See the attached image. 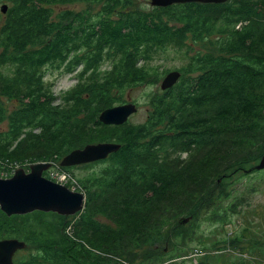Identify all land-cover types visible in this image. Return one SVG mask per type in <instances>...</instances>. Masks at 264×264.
Masks as SVG:
<instances>
[{
  "label": "trees",
  "instance_id": "trees-1",
  "mask_svg": "<svg viewBox=\"0 0 264 264\" xmlns=\"http://www.w3.org/2000/svg\"><path fill=\"white\" fill-rule=\"evenodd\" d=\"M79 2L87 8L54 11ZM4 4L0 177H11L14 163H49L88 144L120 145L99 161L107 163L100 173L81 182V212L8 217L0 210V239L26 244L14 264H165L205 253L196 223L226 225L238 207L220 204L233 193L224 184L250 174L245 170L264 154V0L151 4L149 12L131 9L132 0H0V9ZM171 43L186 62L176 69L179 81L151 98L146 121L101 124L102 111L124 104V90L157 81L150 63ZM48 66L76 73L58 104L44 80ZM2 98L16 102L9 115ZM169 214L190 226L169 227ZM164 243L176 254L159 253ZM218 259L204 254L192 264Z\"/></svg>",
  "mask_w": 264,
  "mask_h": 264
},
{
  "label": "rangeland",
  "instance_id": "rangeland-1",
  "mask_svg": "<svg viewBox=\"0 0 264 264\" xmlns=\"http://www.w3.org/2000/svg\"><path fill=\"white\" fill-rule=\"evenodd\" d=\"M134 3L130 8L139 9L145 12H149L153 7L151 0H132ZM87 8L85 3H76L74 5H63L55 8V12L62 10H83ZM168 52L161 53L155 57L154 61H151L150 65L155 67L158 79L152 84H145L141 86H135L131 89L124 90L122 93V99L124 103L132 102L137 106V112L129 117L127 123L129 124H141L146 121L148 115L152 113L151 109V98L162 94L163 90L160 85L164 77L171 71L182 67L185 64V60L179 52L173 49V43ZM152 63L154 65H152ZM107 65V64H105ZM106 67L103 66L102 70ZM2 73H8V67L1 69ZM45 76L44 80L51 84L53 96L57 99L54 100L55 104L59 103V98L68 89L76 85V73L67 74L63 68L57 69L56 67L48 66L44 69ZM157 98V97H156ZM155 98V99H156ZM154 99V100H155ZM2 106L6 110L4 113L8 114L15 109L16 102H8L7 98L1 99ZM7 121H4L0 125V130H6ZM189 153H185L182 158H185ZM66 156V155H65ZM57 159L55 161H49L51 166L48 170V178L57 183L67 185L70 189H77V192H82L81 182L92 176L94 172H101L106 166L104 162H95L91 164L81 165L72 167V169H64L60 166V162L63 159ZM189 157V156H188ZM40 163V162H37ZM29 163L23 166H19L18 163L11 165L14 171L17 168H23L27 172ZM66 168V167H65ZM45 172V171H44ZM43 172V173H44ZM13 175V174H12ZM1 179H7L10 177H0ZM46 178V177H45ZM227 189L232 188L233 193L231 198L224 200L222 203L223 207H227L231 203H237L238 207L236 211L231 214L230 220L226 225H218L211 222H200L196 223V232L201 236L202 243L207 246L205 253H192L189 256L179 257L175 260H170L165 264H192L196 260L201 258V255L208 254L210 257L220 256L218 259L219 264H228L231 261L244 260L250 264H264V170L256 173L251 172L250 174L242 175L237 174L234 176L230 183L224 184ZM80 188V190H78ZM228 191V190H227ZM234 201V202H233ZM56 214V213H55ZM186 218L185 216H172L167 215L166 221L169 227H172L175 223H179L181 219ZM104 220V219H102ZM47 221H52L47 218ZM72 223V221L69 220ZM188 223V222H187ZM186 223V224H187ZM185 225L190 226V225ZM226 239V243H221L222 240ZM237 239L235 244H231L232 240ZM194 245H198L197 242H193ZM215 246H219L221 250L216 251ZM199 247V245H198ZM161 248L164 251H160L164 257H169L176 254L170 249L168 243H164ZM199 249V248H198ZM190 251V250H189ZM23 253L19 254V258L23 257ZM168 255V256H167Z\"/></svg>",
  "mask_w": 264,
  "mask_h": 264
},
{
  "label": "water",
  "instance_id": "water-1",
  "mask_svg": "<svg viewBox=\"0 0 264 264\" xmlns=\"http://www.w3.org/2000/svg\"><path fill=\"white\" fill-rule=\"evenodd\" d=\"M197 0H151L153 6H168L175 3H185ZM221 3L227 0H206ZM6 4L1 6L2 14L7 12ZM181 73L177 70L169 72L163 79L160 87L163 91L172 88L180 79ZM137 112L135 103L127 102L101 112L98 120L106 126H120L125 124L129 117ZM120 145L116 143L88 144L82 149H76L63 157L60 166L75 167L103 161L112 153L117 152ZM51 163H34L27 172L17 168L7 179L0 178V210L8 217L26 215L35 211L56 213L60 216H73L81 212L85 204V195L69 189L63 184L49 180L43 176ZM264 170V154L259 162L246 173ZM188 218L180 220L186 224ZM26 244L16 238L0 239V264H14V257L18 251L24 250Z\"/></svg>",
  "mask_w": 264,
  "mask_h": 264
}]
</instances>
